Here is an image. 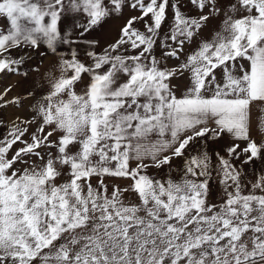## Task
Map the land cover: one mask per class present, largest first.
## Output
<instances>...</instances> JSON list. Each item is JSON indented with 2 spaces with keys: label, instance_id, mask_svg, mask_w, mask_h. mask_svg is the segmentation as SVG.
<instances>
[{
  "label": "snow or ice",
  "instance_id": "snow-or-ice-1",
  "mask_svg": "<svg viewBox=\"0 0 264 264\" xmlns=\"http://www.w3.org/2000/svg\"><path fill=\"white\" fill-rule=\"evenodd\" d=\"M188 3L0 0V73L21 74L26 50L89 46L0 138V264H264V173H243L264 160V0ZM126 8L97 52L86 38Z\"/></svg>",
  "mask_w": 264,
  "mask_h": 264
},
{
  "label": "crops",
  "instance_id": "crops-1",
  "mask_svg": "<svg viewBox=\"0 0 264 264\" xmlns=\"http://www.w3.org/2000/svg\"><path fill=\"white\" fill-rule=\"evenodd\" d=\"M173 3L177 2V0H172ZM187 6V5H184ZM184 10L189 11L188 8H184ZM138 13H136L137 15ZM134 15V14H132ZM123 16H131L128 14H123ZM127 17L124 18V21ZM216 20H210L209 24L203 30L202 35L207 36L209 33L216 28L217 26ZM171 24V20L167 21L164 30L166 31L168 26ZM137 27H141V25H137ZM76 47V46H75ZM89 46H82L80 44L77 48L78 53L80 55V59L87 61L86 56L84 55L85 51L88 50ZM103 48L95 50L100 52ZM186 51L190 49L186 46ZM28 52V56L26 57V62L21 69V74L16 73H0V95L4 97V100L10 102L7 106L0 107V138L5 137L10 128L14 123L19 122L20 120H29L33 116V105L38 103L41 98L49 91L48 77L53 74V70L56 68L58 59L61 55L67 57L70 55V48L62 49L58 48L57 53L53 54L49 50H45L46 54L43 55V58L40 62L34 66L33 63V50H26ZM157 55H159V49L156 50ZM15 55V53H13ZM170 65L172 66L178 63L175 60H169ZM26 72L27 76L23 75ZM88 77L85 76L84 80L87 81ZM185 81L178 79V82L173 83V85L177 86V95L181 94V91L184 88ZM77 91L82 90L83 82L77 84ZM7 90V91H6ZM13 100H18L19 103H11ZM24 103V104H22ZM22 104V105H21ZM34 130V129H33ZM33 130H29L30 132ZM210 154L216 151V149H221L219 143H214L209 141L205 145ZM213 151V152H212ZM181 161L179 159L173 161L174 166H180ZM179 164V165H178ZM244 173L247 171L244 169ZM165 174V173H164ZM163 174H157V177H161ZM254 175V174H252ZM251 176V174H250ZM245 182L252 181L251 178L248 180L245 179ZM108 183H118L122 186L127 183V181L116 179L114 181H106ZM246 182V183H248ZM219 188L218 185H216ZM219 192V190H217Z\"/></svg>",
  "mask_w": 264,
  "mask_h": 264
},
{
  "label": "rangeland",
  "instance_id": "rangeland-1",
  "mask_svg": "<svg viewBox=\"0 0 264 264\" xmlns=\"http://www.w3.org/2000/svg\"><path fill=\"white\" fill-rule=\"evenodd\" d=\"M182 3H183V5H187V6H184V8L186 7L189 9V11H186L183 9L185 14H193V15L196 14V10L193 8V6L191 4L188 3V0H182ZM123 14H128V15L134 14V15H136V12L126 8V9H124ZM123 14L107 20L102 26L98 27L95 31H93L86 39L87 40H93L94 39V40L99 41V44L96 46L97 49L103 48L108 43L113 42L116 39V37L118 36L120 27L124 23V18L128 17V16H123ZM4 24H5V21L2 18H0V28H3ZM80 44H82V46H88V44L83 40L79 42V45ZM75 46L78 48L77 45H72V46L59 45L58 48L67 49V48H71V47H75ZM46 49H47L46 46H41V48L33 50V54H32L33 63L32 64L34 66H36L40 62V60L43 58V55L46 54V52H45ZM168 64L170 65L169 61H168ZM175 82L177 83L178 79L172 81V83H175ZM22 104H24V103H22ZM33 115H34V112H33ZM35 127H36V125H32L29 130H33V129H35ZM230 142H231L230 140L221 141L219 147H222V148L216 149V151H219L221 153V155H223L224 154V147L227 144H229ZM20 146L21 145L18 143L14 147L18 148ZM243 146L244 145L241 144V147H243ZM241 159H243V156H241ZM236 163L239 165L240 161H236ZM244 169L247 171L246 173H244V171H243L245 179L248 180L249 178H251L253 181L259 174L264 173V160H257L251 165H243V170ZM165 171H166V169L160 170V169H155V168L148 170L149 174L153 175V176H156L157 174H163L164 175ZM250 174H251V176H250ZM252 174H254V175H252ZM246 182H248V181H246ZM217 190H219V192ZM221 195H222V192L220 191L219 188H217L216 184L214 183L213 184V192L209 198L210 201L213 203L219 202Z\"/></svg>",
  "mask_w": 264,
  "mask_h": 264
}]
</instances>
